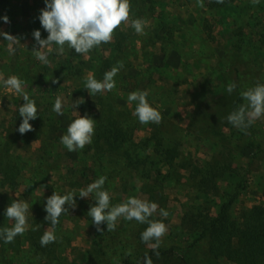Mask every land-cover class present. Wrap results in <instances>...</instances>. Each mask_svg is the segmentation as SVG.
Segmentation results:
<instances>
[{
	"label": "rangeland",
	"instance_id": "obj_1",
	"mask_svg": "<svg viewBox=\"0 0 264 264\" xmlns=\"http://www.w3.org/2000/svg\"><path fill=\"white\" fill-rule=\"evenodd\" d=\"M20 1L9 0L4 6L15 16L14 22L6 23L12 29L6 28L7 33L20 42L10 55L8 42L0 36V70L5 79L15 75L25 82L24 91L35 101L38 116L29 121L33 130L21 135L23 118L18 109L23 97L0 84V213L4 214L0 228L15 223L5 216L13 201L29 204L27 231L13 243L0 240V264H121L150 250L140 238L147 224L121 217L114 231L108 232L106 223L101 224L103 233L96 230L87 215L96 203L94 194L78 195L100 176L107 178L103 189L111 206L129 197L158 204L150 219L162 221L168 229L160 248L184 249L190 264H231L208 253L198 223L202 217H215L223 199L233 194L235 219L255 205L264 206V151L256 153L249 145L248 128L238 129L227 120L246 103L241 92L264 84V0H223L213 7L210 0H130V21L115 31L111 42L78 58L70 56L71 48L65 45L63 55L55 50L48 54L47 65L31 51L34 30L42 39L48 35L40 24V11L27 20L26 4ZM31 1V7L45 8L44 0ZM131 19L147 22L146 35L135 32ZM118 62L124 66L114 77L115 88L90 96L86 78L92 75L102 81ZM229 84L236 85L232 93L227 92ZM133 91L148 92L149 104L162 114L159 124H141L133 115L136 102L128 101ZM57 97L63 115L53 111ZM110 113L132 134L114 153L94 145L96 122ZM85 114L95 120L92 142L70 152L60 138L74 119ZM249 127L264 148V116ZM157 130L162 131V150L178 148L173 168L154 142L147 148L141 145ZM211 167L218 190L201 185V172L195 170ZM54 192L74 193L77 206L65 205L68 212L54 229L56 241L42 247L40 238L52 227L44 208ZM160 209L169 215L162 217Z\"/></svg>",
	"mask_w": 264,
	"mask_h": 264
},
{
	"label": "clouds",
	"instance_id": "obj_2",
	"mask_svg": "<svg viewBox=\"0 0 264 264\" xmlns=\"http://www.w3.org/2000/svg\"><path fill=\"white\" fill-rule=\"evenodd\" d=\"M45 8L40 10L39 21L42 28L48 33L46 39L41 38V32L34 30L32 35L35 44L32 47L33 56L43 64H49L48 54L53 50L58 55H63L65 45L74 49L77 54L87 55L94 48L101 44L112 41L115 31L123 24H128L131 18L130 0H44ZM217 3H223V0H216ZM259 0H253L258 3ZM5 23L9 22L7 16L2 18ZM147 22L142 19H131V27L137 34L146 35L144 31ZM0 36L8 42L9 54H14V45L20 42L19 38L0 31ZM53 45L56 46L53 49ZM47 49V52L43 51ZM123 62H118L117 66L104 73L103 80H97L89 75L85 81V89L90 96L111 91L115 88L114 77L123 68ZM24 81L18 76L12 75L7 79L0 75V84L8 90L14 91L23 97V104L19 107V115L23 118L19 125L18 132L23 135L33 130L31 120L37 119L38 109L36 103L24 91ZM52 83H58V80H52ZM235 84L227 86V92L232 93ZM241 97L245 104H241L236 110L227 116V120L234 127L244 130L247 129L256 119L264 116V84L257 83L256 86L248 88L241 92ZM147 91H133L128 95L129 102H136L133 115H135L141 124L156 123L159 124L163 117L162 114L152 107L147 100ZM75 105L77 108L82 104ZM53 111L57 115H63V103L60 97H57ZM95 131V120L87 114L74 119L68 126L66 134L62 135L61 143L68 151L74 152L82 150L86 145L92 142ZM105 176H100L86 188L79 190L80 198H88L94 194L95 205L89 207L87 215L91 217L92 224L98 232L103 233L101 224L106 223L107 231H114L117 227L119 218L131 221L135 220L141 224H147L146 229L141 233V241L151 248L156 256L160 255L161 238L167 233L168 229L165 223L159 220H151L150 217L157 211L158 204L148 202L136 197H129L125 202L111 206V197L108 191L103 189L106 181ZM75 195L69 192L66 195H59L54 192L47 198L45 204V220L50 222L51 229H46L40 238L42 247L54 243L57 239L54 229L59 223V218L65 212H68L67 204L71 208L77 206ZM29 204L24 201H13L5 210V216L14 220L11 228H0V240L4 243H13L17 235H23L28 229ZM160 215L167 217L169 213L160 209ZM36 230V229H33ZM154 241V243H153ZM144 264H153L151 257L145 254Z\"/></svg>",
	"mask_w": 264,
	"mask_h": 264
},
{
	"label": "trees",
	"instance_id": "obj_3",
	"mask_svg": "<svg viewBox=\"0 0 264 264\" xmlns=\"http://www.w3.org/2000/svg\"><path fill=\"white\" fill-rule=\"evenodd\" d=\"M6 0H0L3 4ZM216 0H210V6H217ZM70 56L80 57L74 49L69 51ZM213 117V113L207 112ZM214 120V119H212ZM97 129L95 131L94 145L96 150H101L104 146L110 153L117 152L121 143L131 140V132L128 126L124 127L117 117L113 114L101 117L98 119ZM215 131L216 126L210 125ZM248 132L251 133L249 145H251L256 153L264 151V148L258 143L251 132V127H248ZM219 133V132H218ZM161 134V135H159ZM151 142H154L155 150H159L164 157V161L170 167H174V162L179 156L177 146L167 147L161 149L163 146L162 131L157 130L151 137L145 139L141 143L144 147H148ZM229 153V151H228ZM227 153V154H228ZM137 164H143L138 163ZM181 168L183 164L179 165ZM215 167H211L210 171L202 169H195L201 172V185L211 189L218 190L215 186L216 173H211ZM203 171V172H202ZM197 171H193L195 176ZM213 172V171H212ZM200 185V186H201ZM241 187H238V190ZM264 197V186L262 189ZM237 195H230L227 199H223L219 211L215 217H202L199 221V238H207L208 253L215 259H225L231 264H264V206L255 205L250 209L242 212L239 218H233L231 214V206L235 201ZM4 221V214L0 213V226ZM160 255L157 257L155 252L150 249L140 255L136 261L124 259L121 264H144L145 254L151 257L153 264H190L186 251L176 246L167 249H158Z\"/></svg>",
	"mask_w": 264,
	"mask_h": 264
},
{
	"label": "crops",
	"instance_id": "obj_4",
	"mask_svg": "<svg viewBox=\"0 0 264 264\" xmlns=\"http://www.w3.org/2000/svg\"><path fill=\"white\" fill-rule=\"evenodd\" d=\"M8 2H9V0H6L3 4H0V21L2 22H0V31H4V32H7V30H10V32H11V26L10 25H7V27H6V23L4 24V20L2 19L4 16H7L8 17V19H9V22H14V18H15V16H13L12 14H11V12H9L6 8H4V6H7V4H8ZM21 2V4L22 5H25L26 4V11H27V13L25 14V16L27 17V20L28 19H30V17L32 16V15H34V14H36V13H39V11L41 10V9H43L42 8V6H40V7H36V8H33V7H31V4H32V1L31 0H21L20 1ZM36 9V10H35ZM33 12H35L34 14H32ZM33 17V16H32ZM10 23V24H11ZM27 26V23L26 24H22V25H20L19 26V28H25ZM6 28H8L7 30H6ZM3 73L1 72V70H0V75H2ZM2 111V109H0V112ZM38 140V139H37ZM39 141V140H38Z\"/></svg>",
	"mask_w": 264,
	"mask_h": 264
}]
</instances>
